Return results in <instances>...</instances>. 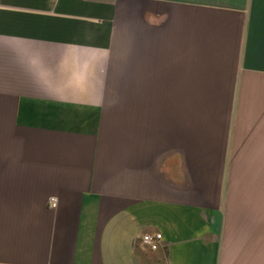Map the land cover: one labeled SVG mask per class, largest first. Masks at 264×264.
Segmentation results:
<instances>
[{
    "label": "crops",
    "instance_id": "0c3cea01",
    "mask_svg": "<svg viewBox=\"0 0 264 264\" xmlns=\"http://www.w3.org/2000/svg\"><path fill=\"white\" fill-rule=\"evenodd\" d=\"M0 264H264V0H0Z\"/></svg>",
    "mask_w": 264,
    "mask_h": 264
},
{
    "label": "built area",
    "instance_id": "2783aa9c",
    "mask_svg": "<svg viewBox=\"0 0 264 264\" xmlns=\"http://www.w3.org/2000/svg\"><path fill=\"white\" fill-rule=\"evenodd\" d=\"M51 206L56 205V199L51 198L50 200ZM161 233L157 232L154 234L145 233L141 236V243L142 245L148 247L151 250H155L159 247L160 241H161Z\"/></svg>",
    "mask_w": 264,
    "mask_h": 264
}]
</instances>
